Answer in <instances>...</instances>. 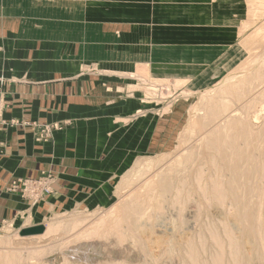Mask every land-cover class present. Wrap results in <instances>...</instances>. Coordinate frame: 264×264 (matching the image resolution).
<instances>
[{"label":"rangeland","instance_id":"obj_1","mask_svg":"<svg viewBox=\"0 0 264 264\" xmlns=\"http://www.w3.org/2000/svg\"><path fill=\"white\" fill-rule=\"evenodd\" d=\"M233 17L243 22L248 41L234 60L212 69L201 84L169 81L165 62L154 64L158 77L145 66L127 72L128 80L111 70L107 82L102 76L109 75L95 63L70 76L73 81L95 76L103 93L111 96L141 94L134 117H147L157 107L154 115L162 117L181 103L189 110L169 131L158 132L156 147L138 153L131 166L112 174L103 203L98 199L94 207L64 206L2 221L0 255L8 259H0V264H232L231 258L233 264H264V0H0V27L47 30L50 36L64 32L55 37L78 43L80 52L62 58L80 61H90L87 57L103 43L107 29L115 33L121 24H226ZM11 63V74L0 73V126L28 127L38 145L54 146L56 134L72 127L74 119L4 117L16 108L6 86L39 81L31 75L32 62ZM56 185L57 174L48 169L35 177L14 178L6 190L35 205L56 194ZM221 197L225 201H218ZM39 224L54 229L20 235L22 229ZM82 242L99 244L97 251L90 248V261L67 258L71 247ZM215 245L224 247L225 255Z\"/></svg>","mask_w":264,"mask_h":264},{"label":"crops","instance_id":"obj_2","mask_svg":"<svg viewBox=\"0 0 264 264\" xmlns=\"http://www.w3.org/2000/svg\"><path fill=\"white\" fill-rule=\"evenodd\" d=\"M230 19L226 24L142 21L133 26L121 24L113 30L115 33L105 25L108 34L92 50V56L87 57L90 61L62 58L64 53L80 52L78 43L66 44L55 37L64 36V32L50 36L47 30L0 27V73L11 74L12 61L17 64L28 60L32 62L33 79L39 78L28 85L6 86L7 91L13 92L9 99L16 108L5 112L4 117L72 118L75 122L56 134L54 146L38 145L28 127L0 126V223L24 215L63 210L64 206L70 207L68 210L94 207L100 202L98 199L103 203L112 187L109 183L112 174L131 166L138 153L156 147L158 132L169 131L189 110L181 103L162 117L154 115L158 107L152 108L147 117H134L141 94L111 96L103 93L102 82L95 76L86 75L77 81L70 76L84 64L95 63L109 75L102 76L107 82L111 70L128 80L127 72H137L145 66L153 77H158L154 64L165 62L169 81L180 85L201 84L212 69L220 70L223 62L234 60L248 41L243 22ZM163 58L166 61L160 60ZM48 169L56 172L57 185L56 194L47 201L31 205L18 194L7 192L12 179L35 177Z\"/></svg>","mask_w":264,"mask_h":264},{"label":"bare ground","instance_id":"obj_3","mask_svg":"<svg viewBox=\"0 0 264 264\" xmlns=\"http://www.w3.org/2000/svg\"><path fill=\"white\" fill-rule=\"evenodd\" d=\"M221 186V185H220ZM222 187V186H221ZM217 189V188H216ZM223 190H225L224 188H223ZM222 190V191H223ZM174 191V190H173ZM225 192H226V190H225ZM224 192V193H225ZM180 193V192H179ZM183 193V192H182ZM203 193V192H202ZM201 193V194H202ZM230 193V192H229ZM177 194H178V192H177ZM179 195H181V194H179ZM205 195V194H204ZM221 196H223V194L221 193L220 194ZM214 196V195H213ZM187 197V196H186ZM204 198H205V196H203ZM204 198H203V200H204ZM217 198V197H216ZM222 198L224 199V197H221L220 198V200H218V201H220V202H222ZM231 198V197H230ZM152 199V198H151ZM235 199V198H234ZM180 200V199H179ZM216 200V199H215ZM232 200V199H231ZM183 201V200H182ZM217 201V200H216ZM224 201H225V199H224ZM235 201V200H234ZM185 202V201H184ZM191 202H192V200H191ZM205 202H206V199H205ZM210 202V201H209ZM217 203H219V202H217ZM157 204H158V202H157ZM161 205V204H160ZM179 205V204H178ZM196 205H198V203L196 204ZM238 205V204H237ZM240 205V204H239ZM261 205V204H260ZM259 205V206H260ZM172 206H173V204H172ZM195 206V205H194ZM210 206V205H209ZM241 206H243V205H241ZM159 207V206H158ZM198 207V206H197ZM223 206H221V208H222ZM147 208V207H146ZM145 208V209H146ZM179 208V207H178ZM262 208V207H261ZM141 209V208H140ZM199 209V208H198ZM229 209V208H228ZM260 209V208H259ZM153 210V209H152ZM156 210H157V208H156ZM223 210H225V209H223ZM222 210V211H223ZM180 211V210H179ZM198 211V210H197ZM157 212V211H156ZM160 212V211H159ZM135 213V212H134ZM137 213H139V209H138V211H137ZM168 213V212H167ZM184 213V212H183ZM140 214V213H139ZM157 214V213H156ZM213 214H215V213H213ZM222 214V213H221ZM260 214V213H259ZM162 215V214H161ZM148 216V215H147ZM146 216V217H147ZM150 216V215H149ZM160 216V215H159ZM229 216V215H228ZM135 217V216H134ZM139 217V216H138ZM166 217V216H165ZM205 218H206V216H204ZM230 217V216H229ZM238 217V216H237ZM260 217V216H259ZM143 218V217H142ZM204 218V219H205ZM228 218V217H227ZM162 220H163V218H162ZM218 220V219H217ZM147 221H149L148 219H147ZM204 221V220H203ZM220 221V220H219ZM38 222V221H37ZM164 222V221H163ZM214 222V221H213ZM222 222H224V221H222ZM221 221L219 222V224L220 223H222ZM229 222V221H228ZM259 222V221H258ZM257 222V223H258ZM225 223V222H224ZM230 223H231V220H230ZM232 223H233V221H232ZM231 223V224H232ZM260 223V222H259ZM208 224V223H207ZM209 225V224H208ZM214 225V224H213ZM225 226H226V224H224ZM234 225L232 224V226L231 227H233ZM76 227V226H75ZM115 227V226H114ZM214 227V226H213ZM230 227V231H232L233 229ZM241 227V226H240ZM259 227V226H258ZM257 227V229H259ZM170 228V227H169ZM191 228V227H190ZM216 228V227H215ZM243 228V227H242ZM244 228H246V227H244ZM54 229V227H53V225H50V226H46V229H45V233H48V232H51L52 230ZM116 229V228H115ZM142 228H140V230H141ZM206 229V228H205ZM223 229V228H222ZM208 230H210L209 229V227H208V229H207V232H208ZM211 231V230H210ZM223 231V230H222ZM189 232V231H188ZM202 232V231H201ZM238 232V231H237ZM260 232V231H259ZM191 233V232H190ZM215 233H216V231H215ZM218 233V232H217ZM261 233V232H260ZM55 234V233H54ZM136 234V233H135ZM214 234V233H213ZM222 234H225L224 232H222ZM227 234V233H226ZM237 234V233H236ZM258 234V233H257ZM189 235V234H188ZM199 235V234H198ZM198 235H197V237H198ZM209 235V234H208ZM212 235V234H211ZM215 235V234H214ZM228 235V234H227ZM36 236H38V235H36ZM200 236V235H199ZM215 236H217V235H215ZM231 236H234V235H232V233H231ZM237 236V235H236ZM242 236V235H241ZM210 237V236H209ZM224 237H225V235H224ZM262 238H263V236H261ZM34 238V237H33ZM203 238H205V237H203ZM202 238V239H203ZM212 238V237H211ZM217 238H218V236H217ZM226 238V237H225ZM228 238H229V235H228ZM200 239V238H199ZM213 240H216V239H214V238H212ZM211 239V240H212ZM260 239V238H259ZM124 240H125V237H124ZM157 240V239H156ZM204 240V239H203ZM206 240V239H205ZM212 240V241H213ZM218 240V242H220V240L219 239H217ZM236 240H238L237 238H236ZM262 240V239H261ZM260 240V241H261ZM200 240H198V242H199ZM212 241H210V242H212ZM213 242H215V241H213ZM230 242H232V241H230ZM229 242V243H230ZM190 243V242H189ZM200 243H201V241H200ZM200 243H199V245H200ZM221 243V242H220ZM64 244V243H63ZM161 244H163V243H161ZM194 244V243H193ZM216 244H219V243H216ZM231 244V243H230ZM89 245H92V246H89ZM99 244L98 243H95V242H93V243H89V242H82V243H80V244H77V245H74V246H72L71 248H72V250H71V252H70V254L68 255V256H70V257H67V258H69L70 260H73V261H75V262H86V261H90V258H89V256H90V248L92 247V249H94V250H98V248H97V246H98ZM185 245V244H184ZM203 246V248L202 249H204V242H203V244H202ZM224 245V243L222 244V246ZM235 245H236V243H235ZM157 246V245H156ZM192 246V245H191ZM201 246V245H200ZM216 246V245H215ZM228 246V245H227ZM231 246H232V244H231ZM230 245H229V248L228 249H230V247H231ZM37 247V246H36ZM186 247V246H185ZM209 247V246H208ZM235 247L236 246H234V250L235 251H233V252H236V250H238V249H235ZM239 247V246H238ZM237 247V248H238ZM190 248V247H189ZM201 248V247H200ZM212 248V247H211ZM216 248L218 249L219 247H217L216 246ZM221 249H223L224 247H220ZM186 249H187V247H186ZM221 249L219 250L220 252H221ZM262 249H263V247H262ZM9 250V249H8ZM18 250H19V248H18ZM17 250V251H18ZM25 250V249H24ZM188 250V249H187ZM190 250V249H189ZM209 250V249H208ZM185 251V250H184ZM192 251H193V248H192ZM195 251H197V249L195 250ZM202 251V250H201ZM204 251V250H203ZM202 251V252H203ZM249 251V250H248ZM67 252V251H66ZM214 252H216V251H214ZM229 252V251H228ZM164 253V252H163ZM162 253V254H163ZM200 253V252H199ZM212 253V252H211ZM217 253V252H216ZM215 253V254H216ZM221 253H223L224 255H225V253L222 251ZM231 253V252H230ZM229 253V254H230ZM262 253H263V251H262ZM65 254V253H64ZM129 254V253H128ZM191 254V253H190ZM204 254V253H203ZM220 254V253H219ZM228 254V255H229ZM250 254V253H249ZM205 255V254H204ZM214 255V254H213ZM212 255V256H213ZM218 255V254H217ZM221 255V254H220ZM232 255V254H231ZM231 255H229V256H231ZM235 255V257L236 258H238L236 255H238V252H237V254H234ZM190 256V255H189ZM223 256V255H222ZM239 256V255H238ZM6 257L7 256H5V257H3V256H1L0 255V259H3V258H5L6 259ZM219 257V256H218ZM221 257V256H220ZM209 258H210V256H209ZM7 259H8V257H7ZM12 258H10V260H11ZM205 259V258H204ZM203 259V260H204ZM212 259V258H211ZM154 260V259H153ZM189 260V262H190V259H188ZM187 260V261H188ZM197 260V259H196ZM213 260H214V258H213ZM221 260V259H220ZM219 259L217 260V261H220ZM225 260V259H224ZM238 260V259H237ZM241 260H242V258H241ZM241 260H240V262H241ZM211 261V260H210ZM222 261V260H221ZM227 261V260H226ZM205 262V261H204ZM231 262H232V264H233V260H232V258H231ZM155 263H156V261H155ZM220 263V262H219ZM234 263H235V261H234ZM82 264V263H81ZM84 264V263H83ZM85 264H87V263H85ZM190 264H192V261L190 262ZM205 264V263H204ZM206 264H207V261H206ZM209 264V263H208ZM211 264V263H210ZM212 264H213V262H212ZM216 264V263H215ZM218 264V263H217ZM221 264V263H220ZM237 264V263H236ZM241 264V263H240Z\"/></svg>","mask_w":264,"mask_h":264},{"label":"water","instance_id":"obj_4","mask_svg":"<svg viewBox=\"0 0 264 264\" xmlns=\"http://www.w3.org/2000/svg\"><path fill=\"white\" fill-rule=\"evenodd\" d=\"M46 226L43 224H39V225H34V226H30L27 228L22 229V231L20 232V235L24 236V235H40L43 234L45 232Z\"/></svg>","mask_w":264,"mask_h":264}]
</instances>
